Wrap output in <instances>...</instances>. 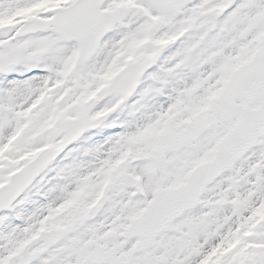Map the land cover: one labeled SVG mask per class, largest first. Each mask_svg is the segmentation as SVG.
<instances>
[{"label": "snow or ice", "instance_id": "obj_1", "mask_svg": "<svg viewBox=\"0 0 264 264\" xmlns=\"http://www.w3.org/2000/svg\"><path fill=\"white\" fill-rule=\"evenodd\" d=\"M0 264H264V0H0Z\"/></svg>", "mask_w": 264, "mask_h": 264}]
</instances>
